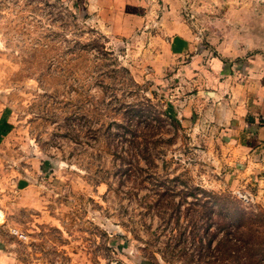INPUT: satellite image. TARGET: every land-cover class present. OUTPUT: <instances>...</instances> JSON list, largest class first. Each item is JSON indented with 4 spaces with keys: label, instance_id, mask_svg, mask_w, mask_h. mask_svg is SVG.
Returning a JSON list of instances; mask_svg holds the SVG:
<instances>
[{
    "label": "rangeland",
    "instance_id": "rangeland-1",
    "mask_svg": "<svg viewBox=\"0 0 264 264\" xmlns=\"http://www.w3.org/2000/svg\"><path fill=\"white\" fill-rule=\"evenodd\" d=\"M215 1L177 12L188 55H249L242 0ZM98 6L0 0V264H264V145L232 141L186 69L154 75L156 28ZM242 226L262 252L217 261Z\"/></svg>",
    "mask_w": 264,
    "mask_h": 264
},
{
    "label": "crops",
    "instance_id": "crops-1",
    "mask_svg": "<svg viewBox=\"0 0 264 264\" xmlns=\"http://www.w3.org/2000/svg\"><path fill=\"white\" fill-rule=\"evenodd\" d=\"M190 1L192 0H90V3L99 5L105 22L110 20L109 16L113 13H122L119 18L122 23L111 26L106 24L112 28L119 25L131 29L141 28L143 25L156 28L153 31L156 33L155 37H158L155 41L158 47L145 53V59L152 66L154 75L158 76L169 70L174 74V69H186L185 76L191 77L184 86H194L198 96L206 90H212L214 96L210 110L218 116L216 122L220 128L226 127L221 129L228 132L230 139L244 144L250 151L259 149L264 145V0H242V47L246 54H250H215L209 55L210 57L188 55L193 46L192 34L188 30L189 22L177 12L188 10L187 5L194 6L195 10H203L199 7L201 0H194L198 2L194 5ZM211 6H214L215 11L221 8L217 0ZM230 10H225L226 16ZM119 19L115 18V22ZM132 33L133 30L131 35ZM137 38L140 36L137 35Z\"/></svg>",
    "mask_w": 264,
    "mask_h": 264
},
{
    "label": "trees",
    "instance_id": "trees-1",
    "mask_svg": "<svg viewBox=\"0 0 264 264\" xmlns=\"http://www.w3.org/2000/svg\"><path fill=\"white\" fill-rule=\"evenodd\" d=\"M243 229L245 227H240L236 230L235 235L233 236H225L222 238V240L216 241L218 247H217V253L215 259L219 262H227L229 260L233 259H239V260H248L252 259V256L249 253V248L248 250L246 249V246L250 248H256L258 250L257 252H262V246L258 247V245L255 244V238L254 236L249 237L248 239H245V236L242 235ZM237 242L243 246V249H241L240 252H236L234 250L235 247H237ZM244 243V244H243ZM221 247H224V249L221 251ZM237 250V249H236ZM244 250L243 255H241V252ZM262 256L264 255V252L261 253ZM220 256V257H219Z\"/></svg>",
    "mask_w": 264,
    "mask_h": 264
}]
</instances>
